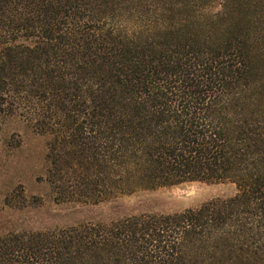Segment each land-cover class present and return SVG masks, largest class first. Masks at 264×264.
I'll return each mask as SVG.
<instances>
[{
  "label": "trees",
  "instance_id": "1",
  "mask_svg": "<svg viewBox=\"0 0 264 264\" xmlns=\"http://www.w3.org/2000/svg\"><path fill=\"white\" fill-rule=\"evenodd\" d=\"M263 56L264 0H0V128L21 115L49 136L57 202L238 190L11 229L0 264H264ZM4 203L25 207L23 193Z\"/></svg>",
  "mask_w": 264,
  "mask_h": 264
},
{
  "label": "rangeland",
  "instance_id": "2",
  "mask_svg": "<svg viewBox=\"0 0 264 264\" xmlns=\"http://www.w3.org/2000/svg\"><path fill=\"white\" fill-rule=\"evenodd\" d=\"M264 80V56L259 60ZM49 136L38 134L21 115L6 120L0 128V233L11 229L45 230L62 223L106 215H121L128 208L175 213L200 207L217 198L234 196L232 182H188L155 189H139L98 204L57 202L46 181ZM23 193L25 207H8L6 194ZM27 205V206H26ZM88 218V219H89Z\"/></svg>",
  "mask_w": 264,
  "mask_h": 264
}]
</instances>
